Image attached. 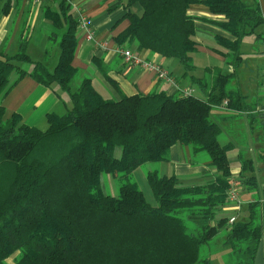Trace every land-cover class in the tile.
<instances>
[{"label":"trees","instance_id":"16d2710c","mask_svg":"<svg viewBox=\"0 0 264 264\" xmlns=\"http://www.w3.org/2000/svg\"><path fill=\"white\" fill-rule=\"evenodd\" d=\"M118 2H124L129 20L117 38L119 44L136 42L139 49L177 58L184 76L195 69L196 26L188 10L195 3L206 5L225 18L220 26L233 37L217 36L233 70H215L206 100L166 91L106 99L89 77L73 87L79 77L73 65L79 21L72 6L60 0L58 12H47L54 26L63 30L61 36H50V42L59 39L53 67L30 57L29 34L22 37L15 54L0 50V98L28 75L43 86H59L71 102L64 115L48 114L44 131L25 124L19 113L6 118L0 103V264H7L17 252L14 264H213L216 246L204 247L222 231V244L230 249L228 264H255L262 238L255 219L225 226L228 219L221 218L212 224L229 201L227 154L232 144L220 142L222 128L211 112L235 95L227 83L236 76L242 39L264 22L259 3ZM191 78L205 87L201 79ZM175 144L190 146L194 154L205 152L218 175L205 185L182 187L176 176H164L155 168L147 174L157 200L154 206L138 187L134 171L146 163L169 160ZM117 147L120 157L115 156ZM103 173L119 179V196L105 193ZM183 212L204 222H195L190 230Z\"/></svg>","mask_w":264,"mask_h":264},{"label":"crops","instance_id":"0c3cea01","mask_svg":"<svg viewBox=\"0 0 264 264\" xmlns=\"http://www.w3.org/2000/svg\"><path fill=\"white\" fill-rule=\"evenodd\" d=\"M243 1L247 4L258 2L264 16V0ZM66 2L72 6V14L78 21L80 13L90 20L94 32V37L87 39L78 24L73 65L78 69L79 77L73 87H77L84 77H89L95 89L106 99L119 100L123 95L151 91L177 95L176 85L158 79L155 71L127 63L121 54L124 48L163 66L180 87L192 88L193 93L200 88L202 93L198 98L204 100L211 91L215 70L220 69L225 73L233 70L226 56L227 49L217 42V36L233 40L232 35L220 26L225 18L213 14L202 3L192 4L188 10V14L195 18L196 26V50L192 56L195 69L184 76L183 65L177 58L139 49L136 42H126L123 46L119 44L118 36L129 25V20L125 18L124 2ZM3 8L6 12H3ZM59 10L60 0H42L40 3L32 0H0V50L5 55L15 54L22 37L29 34L27 51L30 57L53 67L58 61L59 45L50 42V36L55 33L60 35L63 30L54 26L47 12ZM240 50L242 58L236 68V76L227 83L228 91L235 95L214 105L211 112L212 118L222 128L220 142L223 145L232 144L227 154L231 171L229 181L238 198L236 201L229 200L212 224L221 218L228 219L225 226L234 224L230 223L232 217H236V221L255 219L261 227V240L264 243V22L256 32L242 39ZM15 76L12 75V80ZM191 76L201 79L205 87L194 82ZM0 103L6 109V118L19 113L25 124L43 131L49 126L48 114L62 116L71 106L69 94L59 86H43L28 75L0 98ZM120 156L121 152L116 157ZM155 168L164 176H176L178 185L182 187L205 185L218 175L207 154H194L190 146L181 144L173 145L169 160L157 163ZM194 221L201 224L202 218ZM221 233L215 241L216 250L211 257L213 264H228L230 249L222 244L223 231Z\"/></svg>","mask_w":264,"mask_h":264},{"label":"rangeland","instance_id":"374dc122","mask_svg":"<svg viewBox=\"0 0 264 264\" xmlns=\"http://www.w3.org/2000/svg\"><path fill=\"white\" fill-rule=\"evenodd\" d=\"M60 36H61V34H60ZM56 42L59 45V39ZM201 93H202L201 89L200 88H196L195 89V93H193V95L198 97ZM120 152H121V147H117L116 150H115V156H117ZM156 165H157V163H146V164H143L140 167H138L134 171V174H133L134 175V179L136 180L140 190H142V192L144 193L146 200L149 203H151L152 205H154V206L157 205V200L155 199V196H154V194H153V192H152V190L150 188V185L148 183L147 174H148L149 171L153 170ZM101 180H102L103 190L105 191L106 194H109V195H112V196H119V190H120L121 183H120V181H119V179L117 177H115L112 174L103 173ZM181 216L183 217V220L185 221L186 225H188L190 230L195 228L194 219H191L190 216H188V214L186 212H183L181 214ZM201 222H204L203 218H202ZM218 238L219 237L217 236L214 240H212L210 242V244L205 246L204 249L209 248V246L210 247L216 246L215 245V241ZM19 255L20 254L17 252L14 256H12L11 258L7 259V264H14L15 256L18 257Z\"/></svg>","mask_w":264,"mask_h":264},{"label":"built area","instance_id":"2783aa9c","mask_svg":"<svg viewBox=\"0 0 264 264\" xmlns=\"http://www.w3.org/2000/svg\"><path fill=\"white\" fill-rule=\"evenodd\" d=\"M35 3H40L42 0H32ZM79 27L86 33L87 39H92L94 37V32L91 28L90 20L83 14L80 13L79 16ZM121 54L124 57L125 61L132 66H140L144 70H152L156 72L157 78L160 80L167 81L171 84L176 85L177 95L178 96H191L193 95L194 90L192 88H182L177 85L173 75L165 69L163 66L158 64L155 61L147 60L139 55L135 54L131 49L124 48L121 50ZM227 103V102H226ZM238 198L237 192L232 186L228 190V199L230 201H236ZM236 222V217L230 219V223Z\"/></svg>","mask_w":264,"mask_h":264},{"label":"water","instance_id":"95a60500","mask_svg":"<svg viewBox=\"0 0 264 264\" xmlns=\"http://www.w3.org/2000/svg\"><path fill=\"white\" fill-rule=\"evenodd\" d=\"M255 264H264V243L260 241L257 254L255 257Z\"/></svg>","mask_w":264,"mask_h":264}]
</instances>
